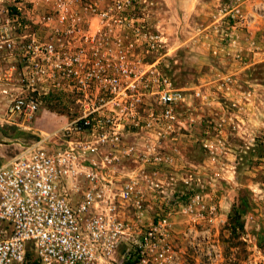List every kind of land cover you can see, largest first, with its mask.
<instances>
[{"label": "built area", "instance_id": "2783aa9c", "mask_svg": "<svg viewBox=\"0 0 264 264\" xmlns=\"http://www.w3.org/2000/svg\"><path fill=\"white\" fill-rule=\"evenodd\" d=\"M13 2L27 44L20 67L0 75L10 86L6 116L28 128L48 97L71 95L76 109L0 164V264H180L173 222L151 218L138 191L159 186L150 173L182 102L150 60L165 41L150 26L149 0ZM216 16L233 45L261 26L264 0H224ZM221 217L193 196L182 236L209 234Z\"/></svg>", "mask_w": 264, "mask_h": 264}, {"label": "rangeland", "instance_id": "374dc122", "mask_svg": "<svg viewBox=\"0 0 264 264\" xmlns=\"http://www.w3.org/2000/svg\"><path fill=\"white\" fill-rule=\"evenodd\" d=\"M13 1L0 0V6ZM207 1L194 0L204 6L197 4V14L189 0H149L150 26L165 41L150 60H158L182 102L175 107L179 126L157 149L164 162L150 173L159 186L139 183L138 191L151 218L165 215L173 222L180 264H264V20L232 45L227 33L213 29L224 0L209 8ZM9 88L0 79V164L19 146L63 127L76 109L71 95L48 97L35 122L17 128L5 114ZM193 196L215 206L224 222L209 234L184 238L182 205ZM237 209L244 212L242 229L232 237L229 216Z\"/></svg>", "mask_w": 264, "mask_h": 264}, {"label": "flooded vegetation", "instance_id": "af4514ba", "mask_svg": "<svg viewBox=\"0 0 264 264\" xmlns=\"http://www.w3.org/2000/svg\"><path fill=\"white\" fill-rule=\"evenodd\" d=\"M17 20L16 6H0V75L11 65L20 67L17 56L22 49V43L27 44V40L21 39L20 30L15 24Z\"/></svg>", "mask_w": 264, "mask_h": 264}, {"label": "crops", "instance_id": "0c3cea01", "mask_svg": "<svg viewBox=\"0 0 264 264\" xmlns=\"http://www.w3.org/2000/svg\"><path fill=\"white\" fill-rule=\"evenodd\" d=\"M196 1V0H195ZM207 3H208V5H207V8H209V4H211V5H213V6H216L217 5V2H216V0H208L207 1ZM200 4L199 2L198 3H195L194 2V0H189V4H188V6H189V8H193L194 9V11L195 12H197V14L199 13V11H198V9H197V6ZM200 6H203V4H200ZM204 7V6H203ZM206 7V6H205ZM216 10H215V7H214V9H213V13L215 12ZM200 12H202V11H200ZM215 22L214 24V27H213V29H215V30H217L218 29V21H217V16L215 15V14H213V20H212V22ZM211 20L206 24V26H208V25H210L211 23ZM204 28V26H202V29ZM197 30H198V32H200L201 31V29L199 30L198 28H197ZM211 32H212V29L210 30ZM210 32V33H211ZM214 33V32H213ZM194 34H197V32H194V31H192V33H191V36L192 35H194ZM256 34H258V33H254V32H252V36H256ZM198 35V34H197ZM202 39V38H201ZM213 39H214V37H213ZM195 40H198V39H196L195 38ZM214 42V40H211V43H213ZM195 44V43H194ZM209 48H210V45H209ZM212 49H214V48H212ZM227 206H228V204H227ZM178 227H180L179 225H178ZM177 228V227H176Z\"/></svg>", "mask_w": 264, "mask_h": 264}, {"label": "trees", "instance_id": "16d2710c", "mask_svg": "<svg viewBox=\"0 0 264 264\" xmlns=\"http://www.w3.org/2000/svg\"><path fill=\"white\" fill-rule=\"evenodd\" d=\"M243 213L244 212H243L242 209H237L232 214H230V216H229L231 222L234 223L233 226L230 229L232 237H235L237 229H242V224L239 223V219H240V217L242 216Z\"/></svg>", "mask_w": 264, "mask_h": 264}]
</instances>
